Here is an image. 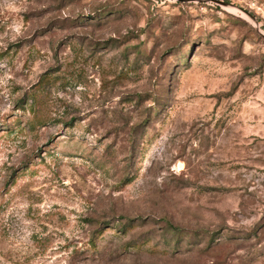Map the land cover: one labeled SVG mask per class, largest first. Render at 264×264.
<instances>
[{"label":"rangeland","instance_id":"obj_1","mask_svg":"<svg viewBox=\"0 0 264 264\" xmlns=\"http://www.w3.org/2000/svg\"><path fill=\"white\" fill-rule=\"evenodd\" d=\"M223 1L0 0V264H264V0Z\"/></svg>","mask_w":264,"mask_h":264},{"label":"water","instance_id":"obj_2","mask_svg":"<svg viewBox=\"0 0 264 264\" xmlns=\"http://www.w3.org/2000/svg\"><path fill=\"white\" fill-rule=\"evenodd\" d=\"M214 1L217 2V3H219V4H224V5L229 4V3H227V2H225L223 0H214ZM263 35H264V33H263Z\"/></svg>","mask_w":264,"mask_h":264},{"label":"trees","instance_id":"obj_3","mask_svg":"<svg viewBox=\"0 0 264 264\" xmlns=\"http://www.w3.org/2000/svg\"><path fill=\"white\" fill-rule=\"evenodd\" d=\"M33 98H35V100H36V97H35V95H33ZM35 100H34V101H35ZM125 228H126V227H123V230H124ZM96 232H100V231H99V229H98V230H96ZM96 234H97V233H96ZM96 234H95V235H96ZM94 245H95V244H94Z\"/></svg>","mask_w":264,"mask_h":264}]
</instances>
